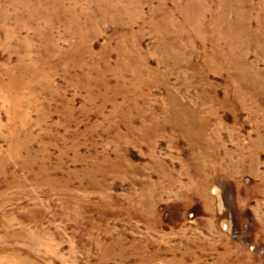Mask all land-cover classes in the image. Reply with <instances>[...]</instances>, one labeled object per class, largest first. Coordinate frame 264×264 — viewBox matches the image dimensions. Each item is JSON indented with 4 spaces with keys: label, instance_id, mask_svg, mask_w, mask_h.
Instances as JSON below:
<instances>
[{
    "label": "rangeland",
    "instance_id": "rangeland-1",
    "mask_svg": "<svg viewBox=\"0 0 264 264\" xmlns=\"http://www.w3.org/2000/svg\"><path fill=\"white\" fill-rule=\"evenodd\" d=\"M0 264H264V0H0Z\"/></svg>",
    "mask_w": 264,
    "mask_h": 264
}]
</instances>
